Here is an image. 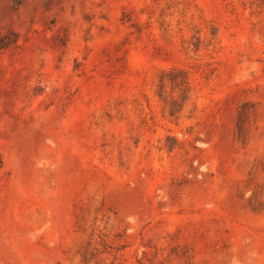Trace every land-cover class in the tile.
<instances>
[{
  "label": "rangeland",
  "instance_id": "rangeland-1",
  "mask_svg": "<svg viewBox=\"0 0 264 264\" xmlns=\"http://www.w3.org/2000/svg\"><path fill=\"white\" fill-rule=\"evenodd\" d=\"M0 264H264V0H0Z\"/></svg>",
  "mask_w": 264,
  "mask_h": 264
}]
</instances>
